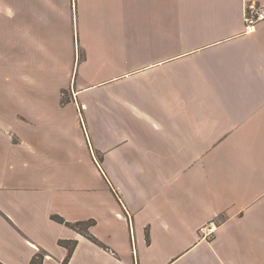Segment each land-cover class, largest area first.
Instances as JSON below:
<instances>
[{"label":"crops","instance_id":"1","mask_svg":"<svg viewBox=\"0 0 264 264\" xmlns=\"http://www.w3.org/2000/svg\"><path fill=\"white\" fill-rule=\"evenodd\" d=\"M251 2L0 0V262L264 264Z\"/></svg>","mask_w":264,"mask_h":264},{"label":"trees","instance_id":"2","mask_svg":"<svg viewBox=\"0 0 264 264\" xmlns=\"http://www.w3.org/2000/svg\"><path fill=\"white\" fill-rule=\"evenodd\" d=\"M51 219H53L59 223L65 224L66 226L71 227L72 229L76 230L77 232H79L82 235L89 238L91 241L97 243L98 245H100L104 248H107V246L105 244H103L100 240H98L92 233H90V231L88 229L90 226H92L95 223V220L89 219V220H83V221L68 222L63 217H61L60 215H57V214H52ZM146 235L148 236V232L146 233ZM59 244L65 246L67 248V254H66L65 258L63 259V264H66L68 262L70 256H71V254H72V251H73L75 245H76V241L75 240H71V241L59 240ZM36 256L38 258L42 259L41 255L37 254ZM35 258H33L31 261L33 264H35ZM0 264H3V263L0 262Z\"/></svg>","mask_w":264,"mask_h":264},{"label":"built area","instance_id":"3","mask_svg":"<svg viewBox=\"0 0 264 264\" xmlns=\"http://www.w3.org/2000/svg\"><path fill=\"white\" fill-rule=\"evenodd\" d=\"M264 19V8L254 3H249L245 10V33H252L256 30L258 23ZM216 225L210 221L199 228L201 238L211 239L215 235Z\"/></svg>","mask_w":264,"mask_h":264},{"label":"rangeland","instance_id":"4","mask_svg":"<svg viewBox=\"0 0 264 264\" xmlns=\"http://www.w3.org/2000/svg\"><path fill=\"white\" fill-rule=\"evenodd\" d=\"M2 76V75H1Z\"/></svg>","mask_w":264,"mask_h":264}]
</instances>
